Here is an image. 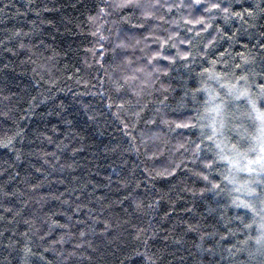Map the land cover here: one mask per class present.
Listing matches in <instances>:
<instances>
[{
  "label": "trees",
  "instance_id": "16d2710c",
  "mask_svg": "<svg viewBox=\"0 0 264 264\" xmlns=\"http://www.w3.org/2000/svg\"><path fill=\"white\" fill-rule=\"evenodd\" d=\"M258 103L264 0H0V264H264Z\"/></svg>",
  "mask_w": 264,
  "mask_h": 264
},
{
  "label": "rangeland",
  "instance_id": "374dc122",
  "mask_svg": "<svg viewBox=\"0 0 264 264\" xmlns=\"http://www.w3.org/2000/svg\"><path fill=\"white\" fill-rule=\"evenodd\" d=\"M208 100L210 102L209 104L212 107L210 106V110L207 112L206 115H204L203 123L206 124V126L204 127L207 130L208 129L211 130V132L216 136H221L222 138L225 133L224 128L220 126L219 131H217L218 128L217 126L215 127L216 119H219L221 117V108H219L220 112L218 115L216 111L217 108H215V106L213 105L214 101H212V99L210 98H208ZM254 113H255L254 115L255 119L257 120L255 126L256 137L254 138V142L250 148V152L248 153V155L247 156L243 155V153L240 152V150L229 148L231 146L226 145L225 149L227 148L228 149L227 152L229 151L234 154V158H232L233 165L230 169L227 168L228 174H230V178H231L230 181L228 180L229 182L228 185L232 188V193L241 203L240 204L241 207H245L244 205H250L251 207H246V208L250 211L255 210L254 215H257L258 220H260L258 234L260 237V241L264 244V211H261V208H264V175L261 174L260 165L255 163L251 165V167L255 169V171L252 172L247 171V168L249 166L248 162L257 160V158L261 155L260 153L261 136H262L261 128L264 127V124H262V121L260 119V114L264 113V104L261 103L256 104ZM214 127L216 129L215 133L213 132ZM214 144L217 145L216 141L214 142ZM218 150L219 152L220 151L222 152L224 149L220 148L219 145ZM257 181H259V185H257ZM250 189H255V191L250 192Z\"/></svg>",
  "mask_w": 264,
  "mask_h": 264
},
{
  "label": "snow or ice",
  "instance_id": "6c2138e0",
  "mask_svg": "<svg viewBox=\"0 0 264 264\" xmlns=\"http://www.w3.org/2000/svg\"><path fill=\"white\" fill-rule=\"evenodd\" d=\"M197 2H199V0H197ZM119 6H123V5H119ZM213 8H219L220 5L218 4H213L212 5ZM225 11H227V9H224ZM249 15H251V13H249ZM198 23H201L202 21H197ZM240 79H244V77H240ZM231 94V93H229ZM217 114L219 115V112H220V109H219V106H217ZM260 119L262 121V124H264V113H261L260 114ZM183 126H187V125H183ZM216 129L215 127L213 128V132L215 133ZM261 132H262V136H261V146H260V153L261 155L257 158V160L255 161H249L248 162V168H247V171L249 172H252V171H255V169H253L251 167L252 164H259L260 165V170H261V174L264 175V127L261 128ZM209 139H211V137H209ZM217 147L219 148V145L217 144ZM223 159H227L226 157H222ZM229 163H232V161L229 160ZM257 185H259V181H257ZM255 189H250V192H254ZM245 207H251L250 205H244ZM255 211V210H253ZM261 211H264V208H261ZM257 243H261L260 240H257Z\"/></svg>",
  "mask_w": 264,
  "mask_h": 264
}]
</instances>
